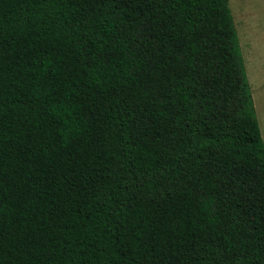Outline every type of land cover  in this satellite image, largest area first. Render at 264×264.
<instances>
[{"label":"trees","instance_id":"1","mask_svg":"<svg viewBox=\"0 0 264 264\" xmlns=\"http://www.w3.org/2000/svg\"><path fill=\"white\" fill-rule=\"evenodd\" d=\"M0 264H264L227 0H0Z\"/></svg>","mask_w":264,"mask_h":264},{"label":"rangeland","instance_id":"2","mask_svg":"<svg viewBox=\"0 0 264 264\" xmlns=\"http://www.w3.org/2000/svg\"><path fill=\"white\" fill-rule=\"evenodd\" d=\"M264 142V0H227Z\"/></svg>","mask_w":264,"mask_h":264}]
</instances>
